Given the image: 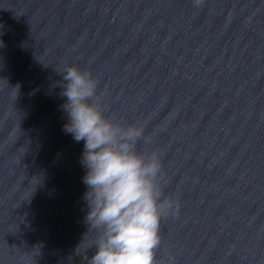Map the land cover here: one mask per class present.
<instances>
[{
  "label": "water",
  "instance_id": "water-1",
  "mask_svg": "<svg viewBox=\"0 0 264 264\" xmlns=\"http://www.w3.org/2000/svg\"><path fill=\"white\" fill-rule=\"evenodd\" d=\"M68 66L160 157L155 264H264V0H0V264L95 251Z\"/></svg>",
  "mask_w": 264,
  "mask_h": 264
},
{
  "label": "clouds",
  "instance_id": "clouds-1",
  "mask_svg": "<svg viewBox=\"0 0 264 264\" xmlns=\"http://www.w3.org/2000/svg\"><path fill=\"white\" fill-rule=\"evenodd\" d=\"M202 2L194 0V5ZM61 74L63 131L76 142L84 141V222L96 233L88 264H155L161 220L179 211L158 181L160 157L137 150L141 140L148 142L143 127L104 116L97 81L89 72L68 66Z\"/></svg>",
  "mask_w": 264,
  "mask_h": 264
}]
</instances>
